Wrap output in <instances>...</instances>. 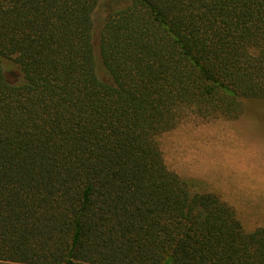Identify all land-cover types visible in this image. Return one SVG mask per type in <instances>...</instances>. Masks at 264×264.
Wrapping results in <instances>:
<instances>
[{
  "label": "trees",
  "instance_id": "16d2710c",
  "mask_svg": "<svg viewBox=\"0 0 264 264\" xmlns=\"http://www.w3.org/2000/svg\"><path fill=\"white\" fill-rule=\"evenodd\" d=\"M242 98L264 0H0V264H264V226L160 143Z\"/></svg>",
  "mask_w": 264,
  "mask_h": 264
},
{
  "label": "rangeland",
  "instance_id": "374dc122",
  "mask_svg": "<svg viewBox=\"0 0 264 264\" xmlns=\"http://www.w3.org/2000/svg\"><path fill=\"white\" fill-rule=\"evenodd\" d=\"M103 16L99 9L97 32ZM236 108L232 115L191 111L160 143L171 170L232 206L250 232L264 226V99L242 98Z\"/></svg>",
  "mask_w": 264,
  "mask_h": 264
}]
</instances>
